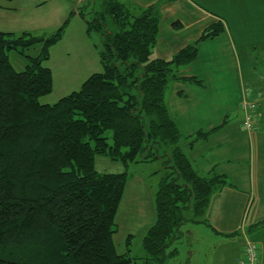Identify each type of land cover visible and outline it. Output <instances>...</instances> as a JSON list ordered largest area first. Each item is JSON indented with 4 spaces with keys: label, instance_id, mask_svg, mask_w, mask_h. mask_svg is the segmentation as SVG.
Instances as JSON below:
<instances>
[{
    "label": "trees",
    "instance_id": "1",
    "mask_svg": "<svg viewBox=\"0 0 264 264\" xmlns=\"http://www.w3.org/2000/svg\"><path fill=\"white\" fill-rule=\"evenodd\" d=\"M104 7L91 19L101 31L102 72L53 104L39 102L53 91L51 71L43 63L62 28L47 39L0 31V264L134 261L118 255L112 240L127 174L98 173L96 156L123 166L162 161L166 172L154 197L155 222L142 240L144 264H164L165 249L180 238L185 223L206 224L202 218L212 195L226 185L222 176H198L192 168L164 102L172 82L201 85L196 78H179L176 70L194 62L200 43L224 32L221 21L162 60L153 57L157 5L129 9L104 0ZM106 18L113 31L105 29ZM38 44L36 57L25 55ZM10 52L27 59L22 71L12 67ZM211 132H198L192 142ZM184 211L193 217L185 218ZM131 238L126 239L127 250Z\"/></svg>",
    "mask_w": 264,
    "mask_h": 264
},
{
    "label": "crops",
    "instance_id": "2",
    "mask_svg": "<svg viewBox=\"0 0 264 264\" xmlns=\"http://www.w3.org/2000/svg\"><path fill=\"white\" fill-rule=\"evenodd\" d=\"M115 1L129 9L157 5L159 36L153 57L162 60L195 43L207 28L220 22L219 16L193 0ZM248 45L251 48H240V59L226 29L200 43L194 62L178 68L176 74L196 78L201 85L172 82L164 96L169 115L181 132L179 145L189 148L188 160L202 166L203 176L215 173L226 181L212 195L205 220L212 235L235 238L229 243L230 249L237 247L232 264L242 257L246 242L256 243L257 264H264V78L256 73L258 63L250 53L255 49L264 66V44ZM250 104L256 107L254 111L247 109ZM245 115L253 117L251 130L243 128ZM198 132L211 133L192 142Z\"/></svg>",
    "mask_w": 264,
    "mask_h": 264
},
{
    "label": "rangeland",
    "instance_id": "3",
    "mask_svg": "<svg viewBox=\"0 0 264 264\" xmlns=\"http://www.w3.org/2000/svg\"><path fill=\"white\" fill-rule=\"evenodd\" d=\"M119 1L125 3L124 0ZM193 1L219 16V21L235 40L240 59L241 47H248V44L255 46L264 44V0ZM104 10V0L0 1L2 32H10L15 37L26 33L32 37L47 39L62 28L61 38L48 49V60L43 63V66L51 71L53 91L39 99L41 104H53L64 96L78 91L90 75L102 72L99 62V54L103 50L101 31L95 29L91 19L93 13H103ZM104 23L108 32L114 30L109 18H106ZM40 49L41 46L38 44L26 51L25 55L36 57ZM250 53L258 63V67H254L257 69L256 73L264 78V66L258 60L260 56L255 49ZM8 59L16 71H22L27 64V59L16 52L8 53ZM180 147L185 156L191 157L188 147ZM191 165L196 172L201 173H198V176H203L201 165L194 162H191ZM95 170L100 174L123 172L127 174V185L115 218L117 232L112 240L118 255L127 254L134 259L130 264H144L147 255L142 240L148 228L155 222L154 197L158 191V184L166 172L162 167V161H135L123 166L105 157L96 156ZM184 217L191 219L193 213L184 211ZM204 218L205 215L202 219ZM180 232V238L171 242L165 249L167 256L164 264L234 263L237 247L233 245L230 249L229 243L235 238L229 240L219 238V235H212L208 231L206 224H195L190 221L180 228ZM128 236L132 238L127 250Z\"/></svg>",
    "mask_w": 264,
    "mask_h": 264
},
{
    "label": "built area",
    "instance_id": "4",
    "mask_svg": "<svg viewBox=\"0 0 264 264\" xmlns=\"http://www.w3.org/2000/svg\"><path fill=\"white\" fill-rule=\"evenodd\" d=\"M247 109L253 111L255 109L254 105H248ZM253 124V118L251 115H245L243 127L246 130H251ZM259 259V248L255 243L246 242L244 245V250L242 257L238 259L236 264H257Z\"/></svg>",
    "mask_w": 264,
    "mask_h": 264
}]
</instances>
